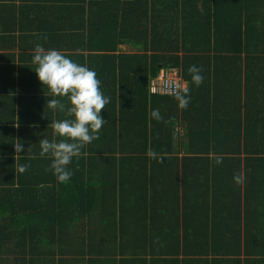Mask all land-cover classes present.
I'll use <instances>...</instances> for the list:
<instances>
[{
  "label": "trees",
  "instance_id": "16d2710c",
  "mask_svg": "<svg viewBox=\"0 0 264 264\" xmlns=\"http://www.w3.org/2000/svg\"><path fill=\"white\" fill-rule=\"evenodd\" d=\"M37 44L110 97L66 184L39 156L66 116L46 107ZM162 69L186 109L152 91ZM0 264H264V0H0Z\"/></svg>",
  "mask_w": 264,
  "mask_h": 264
},
{
  "label": "clouds",
  "instance_id": "9594fccd",
  "mask_svg": "<svg viewBox=\"0 0 264 264\" xmlns=\"http://www.w3.org/2000/svg\"><path fill=\"white\" fill-rule=\"evenodd\" d=\"M32 63L36 66L34 72L39 82L43 88H47V96L51 97L46 107L62 112L66 116L64 119L51 121L49 126L53 130L54 139L50 141L43 138L39 141V156L50 157L51 163L46 171L52 172L58 184H66L73 175L68 169L73 158H78L86 145L100 138V130L106 122L101 112L109 104L110 97L101 91V81L94 70L86 64L81 65L73 61L60 50H46L37 44L33 50ZM201 72L202 69L196 65L188 68L191 82L197 87L204 80ZM170 94L177 101L179 109L184 110L188 107L191 97L187 82L173 81ZM150 116L158 121L163 119L159 109L152 110ZM23 147L17 140L14 144L17 153L15 159ZM146 154L152 159L158 158V154L151 148ZM211 157L216 164L222 163V156L211 154ZM159 161H163L162 156L159 157ZM29 167V164L18 165L15 171L22 174ZM233 180L237 185H241L244 183V176L237 173Z\"/></svg>",
  "mask_w": 264,
  "mask_h": 264
},
{
  "label": "built area",
  "instance_id": "2783aa9c",
  "mask_svg": "<svg viewBox=\"0 0 264 264\" xmlns=\"http://www.w3.org/2000/svg\"><path fill=\"white\" fill-rule=\"evenodd\" d=\"M175 80L182 81L176 69H162L159 77L151 82V89L154 93L171 95L170 86Z\"/></svg>",
  "mask_w": 264,
  "mask_h": 264
}]
</instances>
